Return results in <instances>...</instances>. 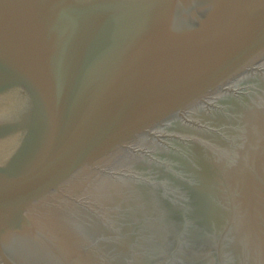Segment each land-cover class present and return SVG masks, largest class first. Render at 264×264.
<instances>
[{"label":"water","instance_id":"water-1","mask_svg":"<svg viewBox=\"0 0 264 264\" xmlns=\"http://www.w3.org/2000/svg\"><path fill=\"white\" fill-rule=\"evenodd\" d=\"M0 264H264V0H0Z\"/></svg>","mask_w":264,"mask_h":264}]
</instances>
